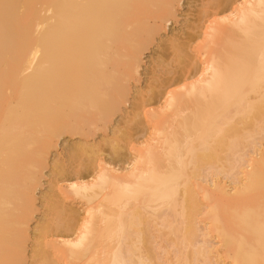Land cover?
Here are the masks:
<instances>
[{"label":"bare ground","instance_id":"obj_1","mask_svg":"<svg viewBox=\"0 0 264 264\" xmlns=\"http://www.w3.org/2000/svg\"><path fill=\"white\" fill-rule=\"evenodd\" d=\"M0 264H264V0H0Z\"/></svg>","mask_w":264,"mask_h":264},{"label":"rangeland","instance_id":"obj_2","mask_svg":"<svg viewBox=\"0 0 264 264\" xmlns=\"http://www.w3.org/2000/svg\"><path fill=\"white\" fill-rule=\"evenodd\" d=\"M192 5H190L189 7L186 5V4H184V6L182 7V9H181V11H182V14H184L183 12L185 11V14L188 16V14H190L191 13V11H192V7H191ZM187 7H188V9L190 10V8H191V11H189L188 9H187ZM186 10H187V12H186ZM188 11L190 12V13H188ZM185 14H184V16H185ZM181 17L180 19H181V23L185 20V19H187V18H190V16H188V17ZM183 19V20H182ZM181 25V24H180ZM180 25L179 24H175V25H172L171 27L169 26L168 28H167V30L169 31V30H172V29H174L176 32H178L181 28H182V25H181V28H180ZM179 29L178 31H177V29ZM149 55H152V54H147V57H146V60L147 61H149ZM151 57V56H150ZM148 58V59H147ZM149 64H147L146 65V67H144V69L145 68H149V66H148ZM146 70H148V69H145L144 71H146ZM146 77L147 76H145L144 78H145V80H144V82L142 83V84H140L142 87H144L145 86V82H147L148 80L147 79H149L150 81H152L151 79H150V77L151 76H148L147 77V79H146ZM147 80V81H146ZM150 81H148V82H150ZM147 82V83H148ZM64 183H62L61 185H63ZM40 219V217H36V220H39Z\"/></svg>","mask_w":264,"mask_h":264}]
</instances>
